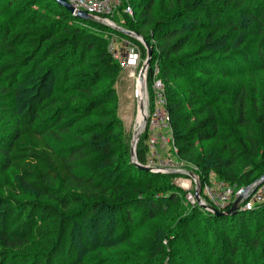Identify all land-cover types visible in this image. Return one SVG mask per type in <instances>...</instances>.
I'll return each mask as SVG.
<instances>
[{"label":"trees","instance_id":"obj_1","mask_svg":"<svg viewBox=\"0 0 264 264\" xmlns=\"http://www.w3.org/2000/svg\"><path fill=\"white\" fill-rule=\"evenodd\" d=\"M23 1L0 3V264H87L90 254L110 247L108 238L121 232L111 247L126 243L128 224L175 206L181 191L173 179L180 175L139 169L127 143L115 149L122 122L113 107L116 90L104 84L123 68L109 53L110 37L138 44L144 56L145 46L77 18L55 0L14 8ZM158 1L131 0L124 4L133 14L119 13L123 28L152 47L147 83H164L177 150L171 152L193 161L204 178L255 183L264 174V96L244 82L233 85L244 74L264 73V0H165L162 20ZM148 139L146 130L137 152L142 165L150 155ZM209 141L219 148L204 150ZM190 211L185 227L196 221L206 238L191 235L190 255L264 264V205L232 215L198 204ZM175 234L165 239L174 251Z\"/></svg>","mask_w":264,"mask_h":264},{"label":"rangeland","instance_id":"obj_2","mask_svg":"<svg viewBox=\"0 0 264 264\" xmlns=\"http://www.w3.org/2000/svg\"><path fill=\"white\" fill-rule=\"evenodd\" d=\"M26 1L27 0L20 2L21 4L18 3L17 5L14 6V8L24 5ZM129 1L131 0H125V3H128ZM137 1L138 0H132L133 3H137ZM0 3L3 4L4 0H0ZM166 11H167V4L165 0H159L156 9V17L162 20L164 16L167 15ZM119 12L122 13L124 12L123 5L118 10L115 11L114 15L108 17L109 20L112 21L111 23L119 27L122 26L123 28V26H126L127 22L125 21V19L121 20L123 17H120ZM136 19L137 17L135 16L134 20ZM129 31H132L137 34L136 31L133 30H129ZM132 38L136 39L134 37ZM110 40L111 42L116 43L115 46L118 50L121 49L125 41H128L126 39L124 41L123 38L115 37V36L110 37ZM138 41L142 44L140 40ZM137 50L140 51L139 54L141 55L139 66L133 70L123 69V71L120 70L119 72L116 73L114 72L110 73L109 78L106 79L104 84L105 89L106 87H113L116 90L117 98H116V103L114 104L113 107L115 108L117 117L122 122L121 128L119 129L118 132L120 142H118V144L115 146V149L116 151L122 150L123 147L126 146V143L129 144L130 146L129 153L132 162H133L132 160L133 156L131 154V150H132V141L134 138V133L137 130L138 131L141 130L139 128V125L141 123V119H140L141 113L139 111L140 102L138 100V89L139 87H141L143 95L145 91L144 85L142 86L141 83H139V74L147 58V52H146V56H144V51L140 48V46L138 47ZM51 62L52 61L48 62L45 65H48ZM52 63L50 64V66H52ZM243 82L247 84L248 89L251 91V93L256 92L257 95H259V97L264 96V73L259 74L255 78L249 77L244 74L239 78H237L233 87H236L242 84ZM2 86H3V82L2 79L0 78V87ZM147 90L149 96H151L153 93V84L151 85V88H149L147 83ZM0 99L3 100L1 96ZM4 104L7 105L5 101ZM143 106L145 109L144 98H143ZM2 107L3 105L0 104V110ZM142 135L143 133H141L140 139L136 147V157H137L139 142L141 140ZM170 139H171L170 134L169 133L166 134L165 135L166 142H165V146L162 149L163 151H161V155L163 156L164 159L167 158L172 159L173 164H175L173 166L176 170L181 169L182 173H176L179 174L180 176L177 178L175 177L173 179L174 185L178 187L181 191L180 201L173 207L167 209L165 208L154 219L147 220L144 223H136L138 221L137 219L132 224V226L128 224L127 228L130 227V230H128L129 236L126 237L125 239L126 243L123 244L124 242L123 240L119 242L115 248L111 247L113 244H115L114 240L117 237H119L120 234H122L121 232L118 234L116 238H112V239L108 238L107 242L110 247L106 248V250H104L101 254H96V253L90 254L89 260L86 261L87 264H101L105 262L106 264H222L220 260H216L217 258L212 256V254L203 255L202 252L193 251L191 256L188 252L189 250L186 245L189 244L188 241L192 237L191 236L192 234L197 235L198 238L205 239V243H206V238L203 234V229L201 225L195 224L196 221L192 222L193 224H189L187 227H185L184 222L186 221V219L184 220V218L187 217L189 213H191L190 209L193 206L192 201L189 199V194H192L196 197V191H197L200 194L201 200L207 204L206 206L211 207L212 205V207H216L219 198L217 196V193L219 192L222 193V186L225 185L224 189L226 191L232 190L231 201H230L231 205L229 206V208H227L228 211L237 201V199L245 193V190L248 187L252 186L250 191H248V193L246 194L245 198H248L251 192L256 190L254 183L247 187H239V186H232L229 183L221 181L215 176V174H212L209 177L204 178L199 174L198 168L192 163L193 161L191 162V160L190 161L184 159L182 160L177 156L173 155V153L171 152V150H173L172 149L173 145L171 144ZM203 145L205 148L204 150H209L210 152H213L214 149L219 148L220 146V144L215 143V141H209L204 143ZM208 161L209 164H207L206 166L207 168L213 165L212 159H209ZM253 164L255 165L256 162H252L248 165H253ZM248 169H250V166L243 167L244 172L247 171ZM119 173L122 175L121 176L122 181L128 180L129 175L124 174V172H122L121 170H119ZM183 173H187V175H184ZM189 174H193L194 177H191ZM238 193H240V195H238ZM206 195L211 196L212 198H209ZM197 204L199 205L198 202ZM111 219H112L111 217L106 216L105 221L107 222L108 220ZM119 219L122 220L125 225L127 224L126 219L124 217L123 218L120 217ZM104 224L105 222L103 223V226ZM94 225H96L95 222ZM179 232L183 234H179ZM185 232L186 235L184 236ZM171 234H175V237L172 240L173 243L176 242V240L178 239L176 245H174L175 251L172 250L171 243H168V240H165ZM159 246L160 247L164 246L163 250H165V253H159L158 251H156V249H158ZM244 261L245 260H243L242 257L241 263H243ZM250 263L251 262L248 260L246 261L245 264H250Z\"/></svg>","mask_w":264,"mask_h":264},{"label":"built area","instance_id":"obj_3","mask_svg":"<svg viewBox=\"0 0 264 264\" xmlns=\"http://www.w3.org/2000/svg\"><path fill=\"white\" fill-rule=\"evenodd\" d=\"M78 11H85L93 16L98 21H108V16L114 15L122 5L124 6V13L132 15L133 9L131 5H125V0H68ZM125 41V40H124ZM116 43L111 42L109 45V53L115 61H117L123 69L133 70L139 66L141 55L139 54L138 47L130 41H125L121 49L116 48ZM159 73V69H155V76ZM140 75V74H139ZM147 76L148 70L144 75V89H145V113L146 124L142 128V133L146 130L149 134L148 146L150 148V156L148 163L145 165L153 170L154 173L169 174V173H182L181 169L176 170L173 165L172 159H164L161 155L163 147L165 146V135L170 134V141L172 144V132L170 126V116L167 110V98L165 94L164 83L159 79H154L152 100L147 90ZM166 133V134H165ZM175 151L176 148L173 147ZM173 157V156H172ZM212 175V174H211ZM225 185L222 186V193H217L218 203L216 207L219 211H225L229 208L231 201L232 190L226 191ZM229 188V187H228ZM227 188V189H228ZM215 192V191H214ZM242 193V192H241ZM240 195V193H238ZM209 198L211 196L206 195ZM203 198V197H202ZM189 199L193 205L197 204L196 197L189 194ZM206 199V198H205ZM204 199V200H205ZM203 203H205L203 201ZM205 205H207L205 203ZM264 205V183L256 190L251 192L248 198L242 200L239 208L242 210H252L256 206Z\"/></svg>","mask_w":264,"mask_h":264},{"label":"water","instance_id":"obj_4","mask_svg":"<svg viewBox=\"0 0 264 264\" xmlns=\"http://www.w3.org/2000/svg\"><path fill=\"white\" fill-rule=\"evenodd\" d=\"M55 1L59 5L65 7L70 13H72L74 16H76L77 18H79L81 20H84V21H98L97 19H95L93 16H91L87 12L76 10V8L71 3H69L68 0H55ZM98 22H100V21H98ZM100 23L113 28V29L119 31L120 33H123L124 35H127L129 37H134V38L140 40L142 42V44L145 46V49H146V52H147V58H146V60L144 62V65H143L142 70H141L140 75H139V83L144 84V75H145L146 71L149 69V66L151 65V60H152V55H153L152 47L149 44H147V42L145 41V39L142 36L132 32V31H129V30H126V29H124L122 27L116 26L115 24H113L111 22H108V21H102ZM140 108L142 109V111H145L144 106H140ZM146 120L147 119H146V116H145L144 117V125L146 124ZM141 133H142V129L139 130V131H136L134 133V138H133V141H132V150H131V154L133 156L132 160H133V162L135 163V165L139 169L145 170L147 172H153V170L151 168L139 163V161H138V159L136 157V147H137L138 141L140 139ZM183 174L187 175V173H183ZM189 175L191 177H194L193 174H189ZM263 183H264V175L258 181H256L254 183L255 189H257ZM251 187L252 186L248 187L245 190V193L241 197H239L237 199V201L233 204V206L226 212L227 215H232V214H235V213H237L239 211V206H240L242 200L246 197V194L248 193V191H250ZM196 200L199 203V205L201 207H203V209L211 211V212L216 213V214H219L217 209L209 207V206H206L205 203H203V201L200 198V194L197 191H196Z\"/></svg>","mask_w":264,"mask_h":264},{"label":"bare ground","instance_id":"obj_5","mask_svg":"<svg viewBox=\"0 0 264 264\" xmlns=\"http://www.w3.org/2000/svg\"><path fill=\"white\" fill-rule=\"evenodd\" d=\"M141 85L143 86L144 84H141ZM143 98H144V102H145L146 101V99H145V91H144V95H143L142 94V89H141V87H139V89H138V100L140 102V106H143ZM139 111L141 113V115H140L141 123L139 125V128L142 129L143 126H144V117L146 116V113H145V111H142L141 108H140Z\"/></svg>","mask_w":264,"mask_h":264}]
</instances>
